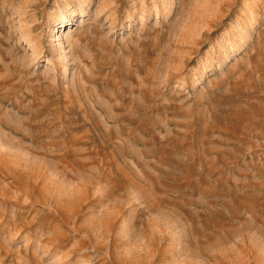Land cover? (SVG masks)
<instances>
[{"label":"rangeland","instance_id":"rangeland-1","mask_svg":"<svg viewBox=\"0 0 264 264\" xmlns=\"http://www.w3.org/2000/svg\"><path fill=\"white\" fill-rule=\"evenodd\" d=\"M0 264H264V0H0Z\"/></svg>","mask_w":264,"mask_h":264}]
</instances>
